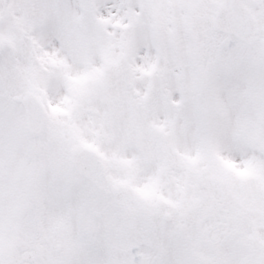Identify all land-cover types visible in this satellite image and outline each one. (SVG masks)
<instances>
[{
  "label": "snow or ice",
  "instance_id": "6c2138e0",
  "mask_svg": "<svg viewBox=\"0 0 264 264\" xmlns=\"http://www.w3.org/2000/svg\"><path fill=\"white\" fill-rule=\"evenodd\" d=\"M0 264H264V0H0Z\"/></svg>",
  "mask_w": 264,
  "mask_h": 264
}]
</instances>
